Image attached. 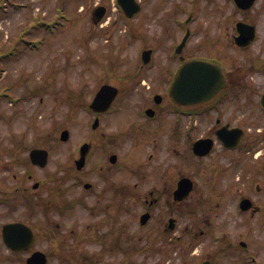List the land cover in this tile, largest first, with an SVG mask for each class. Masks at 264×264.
<instances>
[{"label": "flooded vegetation", "instance_id": "af4514ba", "mask_svg": "<svg viewBox=\"0 0 264 264\" xmlns=\"http://www.w3.org/2000/svg\"><path fill=\"white\" fill-rule=\"evenodd\" d=\"M149 2L127 17L131 33L141 16L154 19ZM159 10L148 72L96 113L141 89L137 117L96 131L82 168L77 156L75 170L40 180L28 169L31 184L0 186V264H264V0H160ZM194 61L220 66L209 80L180 75ZM91 237L113 258L79 254Z\"/></svg>", "mask_w": 264, "mask_h": 264}, {"label": "rangeland", "instance_id": "374dc122", "mask_svg": "<svg viewBox=\"0 0 264 264\" xmlns=\"http://www.w3.org/2000/svg\"><path fill=\"white\" fill-rule=\"evenodd\" d=\"M17 2L25 5L0 10V186L3 184L5 189L22 182L31 184L26 175L28 169L40 180L50 173H64L63 168L65 172L70 167L75 170L72 162L79 155L82 142L96 137V131L114 132L113 122L117 119L137 117L145 102L141 94L146 93L141 89L129 93L126 99L123 97L125 103L119 111L102 115L96 129L92 127L96 114L89 104L104 82L137 86L140 79L137 76L149 69L144 66L139 71L141 53L145 42L148 43L146 32L152 40H159L162 26L160 0L146 4L149 5L146 12H157L154 19L149 15L135 20L138 23L135 34L131 33L128 18L117 0ZM98 4L108 9L101 24L92 19ZM9 53L17 54L3 59ZM156 73L161 75L159 69ZM146 81L148 84L149 78ZM64 128L70 130L71 136L67 144H60L58 139ZM125 129H129L128 124ZM98 142H102L99 137L94 144ZM36 145L51 151L45 168L28 162L29 152ZM101 150L97 145L91 155L93 162L100 158ZM141 182L143 187L148 186L145 183L148 181L141 179ZM75 213L80 215L82 209L77 208ZM73 228L80 227L73 225ZM80 247L79 254L88 252L113 258L104 243L94 237L83 241Z\"/></svg>", "mask_w": 264, "mask_h": 264}, {"label": "water", "instance_id": "95a60500", "mask_svg": "<svg viewBox=\"0 0 264 264\" xmlns=\"http://www.w3.org/2000/svg\"><path fill=\"white\" fill-rule=\"evenodd\" d=\"M123 8L125 9L126 13L129 16L135 15L137 12L140 11L141 5L137 0H120ZM105 7L99 6L95 11V21L98 22L101 20L103 15L105 14ZM148 51L144 52L143 59L145 62L149 61V58L147 57ZM213 65L211 62L206 61H196L191 62L186 65V67L181 71L180 75H182L185 71H192L193 69L198 70L196 71L195 75L203 77L207 80H209L208 77H214V75L210 74L212 73L211 68ZM217 65H215L214 68H216ZM210 72V73H209ZM180 83V79L178 78L174 83L173 90L176 91L177 86ZM207 85L208 83H204ZM118 93V88L116 86H113L111 84H104L102 85L101 89L97 92L91 106L95 110L104 111L107 108L110 107L112 101L114 100L115 96ZM99 123V120L96 119L94 123V127H96ZM70 134V131L68 129H65L62 131V137L64 139H67ZM88 150V144H85L82 147V157L80 160L77 161V164L79 167H82L86 151ZM31 158L35 163H39L40 165L44 166L47 164L48 161V151L46 149H33L31 151Z\"/></svg>", "mask_w": 264, "mask_h": 264}]
</instances>
